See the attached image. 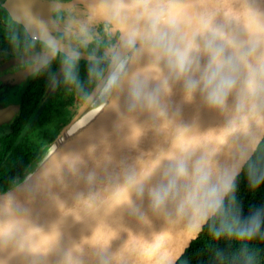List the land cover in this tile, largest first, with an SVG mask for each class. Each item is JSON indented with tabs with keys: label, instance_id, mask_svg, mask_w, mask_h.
Wrapping results in <instances>:
<instances>
[{
	"label": "clouds",
	"instance_id": "clouds-1",
	"mask_svg": "<svg viewBox=\"0 0 264 264\" xmlns=\"http://www.w3.org/2000/svg\"><path fill=\"white\" fill-rule=\"evenodd\" d=\"M10 23L19 29L13 43L34 53L28 71L47 72L56 65L65 88L89 104L96 101L115 111L120 124L129 125L131 140L144 131L135 123V114L141 111L151 115L156 132L170 137L168 149H160L142 173H126L125 183L106 200L97 204L90 197L95 208L89 212L102 204L106 211L124 205L138 225H150L151 218L158 217L178 222L189 234L209 224L215 238L240 242L235 261L253 264L248 243L262 232L264 208L242 217L235 189L244 164L253 189L264 182V9L255 0H239L238 7L233 0H48L46 15L34 12L29 0H20ZM142 58L147 59L143 66ZM92 85L95 91L89 94ZM177 85L181 104L198 103L219 114L223 127L200 131L195 121L183 123L181 106L170 109L166 99ZM122 95L126 111H121ZM237 141H243L247 150L231 166H220L223 148ZM257 150L261 155L252 158ZM77 160L79 156L73 157L70 164ZM59 167L53 161L44 176ZM156 170L161 179L149 187ZM146 187L148 212L141 206ZM124 190V198L114 203V195ZM12 203L10 193L0 204V214L10 213ZM24 224L22 217L0 223V254L9 248L13 253L36 250L34 230H25ZM112 233L107 243L91 241L99 249L98 264H171L164 252L145 259L138 246L131 247L130 240L139 238L130 231L118 252L105 255L116 235ZM0 264H9V259L0 255ZM62 264L80 261L68 255Z\"/></svg>",
	"mask_w": 264,
	"mask_h": 264
},
{
	"label": "water",
	"instance_id": "water-1",
	"mask_svg": "<svg viewBox=\"0 0 264 264\" xmlns=\"http://www.w3.org/2000/svg\"><path fill=\"white\" fill-rule=\"evenodd\" d=\"M255 2L264 9V0ZM233 3L234 6H239V0H233ZM19 6L20 0H4L2 3L10 17ZM29 7L38 14L46 15L48 1L29 0ZM30 57L31 55L12 58L0 66L2 71L19 63L26 64L23 70L9 74L3 80L9 79L14 84L33 74L28 71ZM181 95L177 85L173 94L166 99L170 102V109L181 106L180 120L183 123L191 124L195 121L200 131L223 127V117L198 103L181 104ZM18 111L19 106L14 104L1 108L0 125L8 123ZM135 123L144 129L136 140L129 139L131 129L129 125L123 124L98 150L74 165L53 171L47 176H44L43 169L66 145L59 138L56 140L57 150L33 174L20 181H14L9 175L0 177V204L6 202L10 193L13 197L12 211L0 214V223L22 217L25 220L24 229L34 230L32 240L35 246L49 236L54 237L46 249L29 251L26 248L22 252L13 253V249L9 248L0 254L9 259V264H62L68 255L79 260L80 264H98L99 249L91 243L92 237L97 232L111 230L116 235L110 240L105 255L111 256L118 252L129 240L130 231L139 238L130 240L131 247L135 249L138 246L146 254L145 259L150 260L157 253L164 252L170 256L171 264H178L182 260L187 250L198 240L206 224L199 232L189 234L178 222L166 223L158 217H152L150 225H138L124 205L106 211L107 205L102 204L98 211H88L95 208L90 197L100 204L115 188L125 183L126 173H142L155 160L160 149L169 148L170 137L155 131L152 127L155 122L148 112L136 113ZM245 150L247 145L243 141H237L234 146L226 145L218 156V164L222 167L231 166L239 158L238 154ZM258 151L252 152L251 157L254 158ZM245 168L246 164L240 166L236 180ZM90 175L91 181L88 179ZM160 179V170L154 171L147 186L156 185ZM141 206L148 212L147 187ZM77 216L80 218L77 219Z\"/></svg>",
	"mask_w": 264,
	"mask_h": 264
},
{
	"label": "trees",
	"instance_id": "trees-1",
	"mask_svg": "<svg viewBox=\"0 0 264 264\" xmlns=\"http://www.w3.org/2000/svg\"><path fill=\"white\" fill-rule=\"evenodd\" d=\"M4 15L0 8V52L23 49L18 43H13L12 36L17 32L3 27ZM82 65V68H86V62ZM54 70L55 66H52L51 70L36 74L37 78L42 80V84L32 93L21 98L19 115L8 129V135L0 138V177L9 175L14 181L24 179L26 167L38 158L43 147L53 142L64 124L59 123L62 113L55 111V106L65 99L61 94L57 99L52 98L39 113L38 118L34 119L44 86ZM259 155H261L260 151L256 156ZM235 197L242 217H246L257 208H264V182L253 189L249 184L247 168H245L236 180ZM248 248L254 255L253 264H264V225L261 234L248 243ZM239 250V241L226 237L215 238L209 229V224H206L198 240L187 250L178 264H239L233 259L234 254Z\"/></svg>",
	"mask_w": 264,
	"mask_h": 264
},
{
	"label": "flooded vegetation",
	"instance_id": "flooded-vegetation-1",
	"mask_svg": "<svg viewBox=\"0 0 264 264\" xmlns=\"http://www.w3.org/2000/svg\"><path fill=\"white\" fill-rule=\"evenodd\" d=\"M3 2L4 0H0V8L3 11V14L5 13L3 27L9 31H12V32L16 31L18 33L19 29L15 25L10 23L9 14L2 7ZM33 54L34 53L25 52L23 49L11 51V52H0V66H3L5 62L9 61L12 58L29 56ZM83 62H86V61H83V60L81 61L82 79L86 77V68H82ZM30 64L31 62L28 63V65ZM53 66H55V70L53 72V75L50 77L49 81L47 82V84L44 86L43 92L41 94V98L37 106L36 117L34 118L35 120L38 118L39 113L42 111L44 106L50 102L52 98L57 99V97L60 94L62 96H65V99L61 100L55 106L56 107L55 111L58 110V112L62 113L59 118V121H60L59 123L63 122L64 124H62L59 132L56 134L53 142L50 145L54 144L55 141L61 136L62 130L78 117V114L81 112V110L87 103L86 101L81 100V98L78 95H76L73 92L68 91L65 88V86L61 83V81L56 76L58 67L56 65H53ZM25 67H26V64L19 63V64L9 67L6 70L0 71V109L6 106L12 105V104L19 106V111L12 117V119L8 123L0 125V138L8 135L9 133L8 129L10 128L15 118L19 115L20 110H21V98L23 96H26L29 93H32V91H34L35 88H37V86H40L42 84V80L37 78L36 76L37 73H33L30 76H28L25 80L14 83V84L13 83L11 84L9 79L3 80V78H5L7 75L23 70ZM83 74H85V76ZM94 88H95L94 85L89 86V94H91ZM12 89H13V92L10 94V96H8V94L10 93V91H12ZM48 147L49 145H46L45 147H43L42 150H45ZM41 151L39 153V156L42 153ZM38 158L36 160H38ZM31 164L26 167L25 175H26V172L28 171V168L31 166Z\"/></svg>",
	"mask_w": 264,
	"mask_h": 264
},
{
	"label": "bare ground",
	"instance_id": "bare-ground-1",
	"mask_svg": "<svg viewBox=\"0 0 264 264\" xmlns=\"http://www.w3.org/2000/svg\"><path fill=\"white\" fill-rule=\"evenodd\" d=\"M147 62L146 58H142L141 66ZM153 86L155 82H152ZM125 97L121 96V111H126ZM117 125H120L119 127ZM120 124V116L111 109H103L102 107L96 114L89 119L82 132L69 138L65 147L61 148L54 159L50 161L44 170L49 168L53 161H58L60 167L58 170L74 165L70 164L73 157L79 156V160L85 156L95 152L102 147L109 138L122 126ZM91 149V151H89ZM68 157L66 161L64 158Z\"/></svg>",
	"mask_w": 264,
	"mask_h": 264
},
{
	"label": "rangeland",
	"instance_id": "rangeland-1",
	"mask_svg": "<svg viewBox=\"0 0 264 264\" xmlns=\"http://www.w3.org/2000/svg\"><path fill=\"white\" fill-rule=\"evenodd\" d=\"M12 92L13 89L12 91H10L8 96H10ZM101 107V104L97 103L96 101H93L91 104L86 103L81 112L78 114V117L62 130L61 136L59 137L62 144L67 142L69 138L81 132L85 128L86 123L89 121V119L92 118ZM57 148L58 143L56 141V143L49 145L47 149L42 150V153L39 156L38 160L32 163L28 168L25 177L37 171L44 164V162L57 150Z\"/></svg>",
	"mask_w": 264,
	"mask_h": 264
},
{
	"label": "snow or ice",
	"instance_id": "snow-or-ice-1",
	"mask_svg": "<svg viewBox=\"0 0 264 264\" xmlns=\"http://www.w3.org/2000/svg\"><path fill=\"white\" fill-rule=\"evenodd\" d=\"M125 194H126V190L116 193L113 197V202L114 203L119 202L120 200H122L124 198ZM112 235H113L112 231L97 232L92 237V241L94 243L104 244V243H107V241L111 238ZM52 240H54V237L49 236L45 240H43L39 245H37L36 248L46 249Z\"/></svg>",
	"mask_w": 264,
	"mask_h": 264
}]
</instances>
